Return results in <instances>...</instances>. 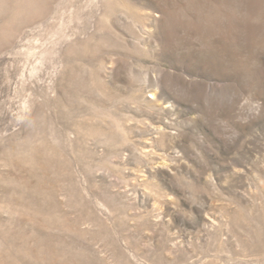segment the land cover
<instances>
[{
  "label": "rangeland",
  "instance_id": "1",
  "mask_svg": "<svg viewBox=\"0 0 264 264\" xmlns=\"http://www.w3.org/2000/svg\"><path fill=\"white\" fill-rule=\"evenodd\" d=\"M0 264H264V0H0Z\"/></svg>",
  "mask_w": 264,
  "mask_h": 264
}]
</instances>
